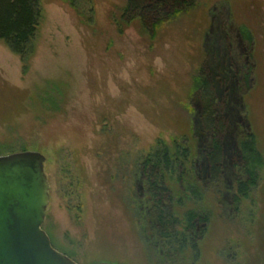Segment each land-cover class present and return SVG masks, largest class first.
I'll list each match as a JSON object with an SVG mask.
<instances>
[{
    "label": "rangeland",
    "instance_id": "obj_1",
    "mask_svg": "<svg viewBox=\"0 0 264 264\" xmlns=\"http://www.w3.org/2000/svg\"><path fill=\"white\" fill-rule=\"evenodd\" d=\"M127 2L43 0L27 55L0 41V156L46 158L43 229L78 264H264V168L239 212L232 207L239 137L256 135L264 156V0H199L155 36L138 19L122 21ZM201 70L218 98L228 161L218 182L201 174L199 206L211 218L200 258L169 257L140 168L160 144L195 155ZM169 186L180 217L195 209Z\"/></svg>",
    "mask_w": 264,
    "mask_h": 264
},
{
    "label": "trees",
    "instance_id": "obj_2",
    "mask_svg": "<svg viewBox=\"0 0 264 264\" xmlns=\"http://www.w3.org/2000/svg\"><path fill=\"white\" fill-rule=\"evenodd\" d=\"M42 1L0 0V41L19 56L24 57L29 53L37 36L42 18ZM67 1L72 7H77V0ZM198 1L128 0L122 21L129 23L138 19L155 36L167 21L191 10ZM240 34L246 43H252L248 30L243 28ZM193 95L196 99L191 104L193 132L196 135L195 155L188 145L175 142L170 148L160 144L141 165L140 175L145 184V195L152 205L151 213L158 239L168 256L184 255L190 251L194 259H199V243L208 230L211 218L199 206V201L203 200L201 174L204 171L208 183L222 180L228 154L223 142L226 127L220 116L218 98L204 70L195 79ZM200 140L204 143L201 144ZM237 150L239 162L234 169L238 170V174L232 195L235 213L239 212L242 202L249 199L259 186L264 168V156L259 150L256 135H241ZM172 182L177 184L179 192L189 202L196 201L195 209L187 211L183 217L176 211L177 204H184L182 200L177 201L174 190L169 186Z\"/></svg>",
    "mask_w": 264,
    "mask_h": 264
},
{
    "label": "water",
    "instance_id": "obj_3",
    "mask_svg": "<svg viewBox=\"0 0 264 264\" xmlns=\"http://www.w3.org/2000/svg\"><path fill=\"white\" fill-rule=\"evenodd\" d=\"M45 162L40 152L0 156V264H78L55 250L43 229L50 203Z\"/></svg>",
    "mask_w": 264,
    "mask_h": 264
}]
</instances>
